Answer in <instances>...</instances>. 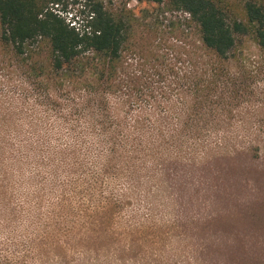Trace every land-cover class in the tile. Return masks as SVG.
<instances>
[{
    "label": "rangeland",
    "instance_id": "rangeland-1",
    "mask_svg": "<svg viewBox=\"0 0 264 264\" xmlns=\"http://www.w3.org/2000/svg\"><path fill=\"white\" fill-rule=\"evenodd\" d=\"M94 1L128 27L111 78L89 70V52L55 71L45 42L28 62L0 46V264H264L255 41L240 38L194 105L187 76L211 58L200 60L188 15L68 0V20L82 22ZM187 123L185 137L169 135ZM215 250V262L200 257Z\"/></svg>",
    "mask_w": 264,
    "mask_h": 264
},
{
    "label": "trees",
    "instance_id": "trees-1",
    "mask_svg": "<svg viewBox=\"0 0 264 264\" xmlns=\"http://www.w3.org/2000/svg\"><path fill=\"white\" fill-rule=\"evenodd\" d=\"M138 1L158 6L163 4L188 15L187 21L198 35L194 47L201 54L200 60L211 58V62L203 64L201 71L194 68L187 76L188 86L195 98L194 105L200 104L211 94L215 81L208 76L214 79L221 73L217 64L228 63L237 57L240 38L250 37L254 40L264 58V0ZM67 2L0 0V46L13 57L28 62L30 57L26 55L39 54L34 51L42 49L45 42L50 67L55 71L70 70L79 57L89 52V70L100 71L101 77L107 79L117 75L129 36L123 14L111 10L101 1H94L82 22L76 21L75 15L68 20V14L72 13L67 10ZM129 12L132 15L135 13L133 10ZM260 65L264 70V60ZM190 126L188 123L185 128L182 125L169 135L177 137L182 129L179 138L185 137V129L189 130ZM203 128L204 125H192L191 130L200 132ZM216 254L217 250L201 252L200 257L215 262L212 259Z\"/></svg>",
    "mask_w": 264,
    "mask_h": 264
}]
</instances>
